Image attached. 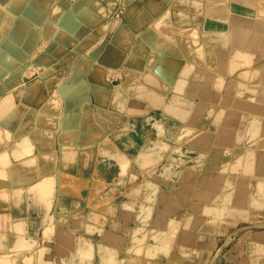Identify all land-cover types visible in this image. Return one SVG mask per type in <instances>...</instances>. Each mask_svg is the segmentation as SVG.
I'll list each match as a JSON object with an SVG mask.
<instances>
[{"label":"crops","instance_id":"obj_1","mask_svg":"<svg viewBox=\"0 0 264 264\" xmlns=\"http://www.w3.org/2000/svg\"><path fill=\"white\" fill-rule=\"evenodd\" d=\"M263 29L264 0H0V264H264Z\"/></svg>","mask_w":264,"mask_h":264},{"label":"bare ground","instance_id":"obj_2","mask_svg":"<svg viewBox=\"0 0 264 264\" xmlns=\"http://www.w3.org/2000/svg\"><path fill=\"white\" fill-rule=\"evenodd\" d=\"M7 8V7H6ZM13 12V11H12ZM1 13H2V10H1ZM184 13H186V12H184ZM30 16V15H29ZM6 18V17H5ZM32 18V17H31ZM30 18V19H31ZM172 18V17H171ZM198 18V17H197ZM254 19H256V18H254ZM180 20V19H179ZM187 21V20H186ZM193 22V21H192ZM74 23V22H73ZM177 23V22H176ZM181 23V22H180ZM16 25V24H15ZM132 25V24H131ZM171 25V24H170ZM30 27V26H29ZM20 28V27H19ZM38 28V27H37ZM153 28V27H152ZM10 29V28H9ZM36 30V29H35ZM182 30V29H181ZM264 30V29H263ZM24 31V30H23ZM34 31V30H33ZM37 31V30H36ZM3 32V31H2ZM153 32V31H152ZM185 32V31H184ZM156 33V32H155ZM8 35H9V33H7ZM4 35V34H3ZM28 35V34H27ZM151 35V34H150ZM156 35V34H155ZM29 36V35H28ZM148 36H149V34H148ZM10 37H11V35H10ZM155 37V36H154ZM169 37V36H168ZM161 38V37H160ZM171 38V37H170ZM2 39V38H1ZM13 39V38H12ZM32 39V38H31ZM151 39V38H150ZM149 39V40H150ZM174 39V38H173ZM182 40V39H181ZM21 42V41H20ZM25 42V41H24ZM150 42H152V41H150ZM22 44V43H21ZM33 44V43H32ZM31 44V45H32ZM141 44V43H140ZM25 46V45H24ZM208 47V46H207ZM142 48V47H141ZM208 49V48H207ZM1 50V49H0ZM4 51V50H3ZM206 52V51H205ZM264 52V51H263ZM2 53V52H1ZM3 54V53H2ZM1 54V55H2ZM159 54V53H158ZM210 54V53H209ZM216 54V53H215ZM257 56V55H256ZM258 56H259V54H258ZM2 57V56H1ZM3 58V57H2ZM167 60V59H166ZM199 60V59H198ZM260 60V59H259ZM2 61V60H1ZM168 61V60H167ZM207 61V60H206ZM151 62H153V60L151 61ZM164 62V61H163ZM210 62V61H209ZM221 65V64H220ZM233 65V64H232ZM239 65V64H238ZM151 66V65H150ZM225 66V65H224ZM3 67H4V65H3ZM254 67V66H253ZM5 68V67H4ZM146 68V67H145ZM220 68V67H219ZM124 70V69H123ZM168 70V69H167ZM3 71V70H2ZM133 71V70H132ZM138 71V70H137ZM145 71V70H144ZM135 72V71H134ZM164 72H167V71H165L164 70ZM247 72V71H246ZM262 72V71H261ZM150 73V72H149ZM152 73H154V74H152ZM152 75H154L155 77H158V75L155 73V72H153L152 71ZM148 76V75H147ZM262 76V75H261ZM150 79V78H149ZM149 82V81H148ZM31 86H32V84H31ZM34 86V85H33ZM36 86V85H35ZM35 86H34V88H35ZM104 88V87H103ZM95 89V88H94ZM249 89V88H248ZM248 92V91H247ZM261 95V94H260ZM264 96V95H263ZM76 97V96H75ZM85 98V97H84ZM82 100V99H81ZM69 101V100H68ZM73 101V100H72ZM78 102V101H77ZM256 102V101H255ZM35 104V103H34ZM51 107H52V105H51ZM79 107V106H78ZM82 107V106H81ZM75 108V107H74ZM81 109V108H80ZM88 111V110H87ZM63 116H65V115H63ZM86 117V116H85ZM97 117V116H96ZM62 121V120H61ZM98 122V121H97ZM227 122V121H226ZM230 122V121H229ZM72 123H73V121H72ZM95 123V122H94ZM27 124V123H26ZM102 125V124H101ZM226 125V124H225ZM227 126V125H226ZM66 127V126H65ZM68 127V126H67ZM81 127V126H80ZM221 127V126H220ZM71 128V127H70ZM78 128V127H77ZM106 129V128H105ZM108 130V129H107ZM110 130V129H109ZM103 133H104V131H103ZM239 136H241V135H239ZM243 136V135H242ZM253 142V141H252ZM240 144V143H239ZM243 144V143H242ZM251 145V144H250ZM247 146H249V145H247ZM208 147V146H207ZM246 149V148H245ZM243 151V150H242ZM251 151V150H250ZM26 152V151H25ZM248 153H250V152H248ZM246 155V154H245ZM237 156V155H236ZM252 157V156H251ZM234 159V158H233ZM248 159V158H247ZM246 159V160H247ZM236 162V161H235ZM232 163H234V161L232 162ZM224 164H226V163H224ZM218 165V164H217ZM234 165V164H233ZM231 166V165H230ZM218 168H219V166H218ZM248 168V167H247ZM223 170V169H222ZM210 174V173H209ZM263 175V174H262ZM261 176V175H260ZM206 179V178H205ZM263 179V178H262ZM40 186H38V191L40 192H42L43 190H44V188L45 187H47V185H46V182H41L40 184H39ZM248 197V196H247ZM256 199V198H255ZM246 205H247V203H246Z\"/></svg>","mask_w":264,"mask_h":264},{"label":"rangeland","instance_id":"obj_3","mask_svg":"<svg viewBox=\"0 0 264 264\" xmlns=\"http://www.w3.org/2000/svg\"><path fill=\"white\" fill-rule=\"evenodd\" d=\"M121 13H119V12H117V17L120 15ZM33 72H35V70H34V68L32 69V70H30V71H27V72H25L24 71V76L26 75V73H27V75H29V74H31V73H33ZM32 75V74H31ZM41 243H42V241H40ZM16 258H18V255L16 256ZM16 258L13 260V262H15L16 261ZM31 259H29V261H30Z\"/></svg>","mask_w":264,"mask_h":264}]
</instances>
